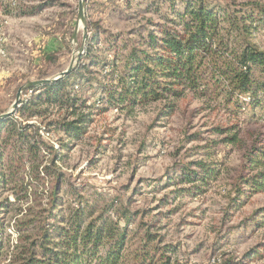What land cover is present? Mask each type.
<instances>
[{"label": "rangeland", "instance_id": "374dc122", "mask_svg": "<svg viewBox=\"0 0 264 264\" xmlns=\"http://www.w3.org/2000/svg\"><path fill=\"white\" fill-rule=\"evenodd\" d=\"M189 1L86 0L85 28L80 0H0V115L12 111L22 86L52 80L72 63L63 92L77 99L75 109L42 102L29 108L37 112L30 117L22 104L35 102L44 89L22 94L9 118L27 129L28 142L39 145L36 162L25 153L27 145L1 132L6 179L0 183V264H12L22 246L38 240L42 226L55 221L50 213L69 217L78 209L88 222L118 213L124 227L132 217L123 264H136L143 252L144 264H166L167 258L169 264H264V192L234 201L248 151L258 142L264 146V107L248 98L238 108L222 97L189 95L168 116L162 102L135 107L111 102L119 92L114 72L131 49L147 48L154 25L173 29L169 21ZM205 1L243 11L253 8L244 4L264 5V0ZM41 4L49 5L39 9ZM254 41L264 50L263 25ZM77 120L84 123L72 135L65 126ZM219 128L227 133L215 132ZM37 168L59 176L55 211L50 204L55 176L39 179ZM211 168L215 174L205 177ZM190 170L198 172L195 183L183 179Z\"/></svg>", "mask_w": 264, "mask_h": 264}, {"label": "trees", "instance_id": "16d2710c", "mask_svg": "<svg viewBox=\"0 0 264 264\" xmlns=\"http://www.w3.org/2000/svg\"><path fill=\"white\" fill-rule=\"evenodd\" d=\"M48 5L38 7L42 9ZM244 5L253 8L245 11L230 10L229 7L219 9L210 7L205 0H190L183 14L177 12V20L169 21L173 29L159 30V26L154 25L148 33L147 48L133 47L121 62V69H117L119 72H114L119 92H115L111 102L115 99L121 105L131 107L162 102L167 107L165 114L168 116L177 102L189 95L207 101L222 97L226 103L238 108H242L240 99L248 98L251 105L264 107V50L254 41L258 26H264V5ZM72 76L70 74L56 83L42 86L44 93L35 102L23 103L21 109L30 112V107L42 105V102L60 106L70 104L75 109L77 99L63 92ZM36 114L34 111L29 113L30 117ZM81 123L84 121H74L65 124V127L69 133L76 135L81 130L77 125ZM16 126L13 118L0 119V137L3 130L9 137L15 136L27 145L25 153L32 161H38L39 145L28 142L26 128ZM215 132L227 133L220 128ZM235 140L236 136L225 141L232 143ZM258 143L246 155L244 174L234 201L238 202L242 196L264 192V146H257ZM38 168L39 179L40 174H44L43 180L45 177L54 178L55 174L49 168H44L42 172ZM207 170L205 177L215 174L212 168ZM197 176L198 172L190 170L183 179L187 183H195L199 180ZM4 178L6 176L0 165V183L4 182ZM58 178H54L57 182L51 195L52 211L60 206ZM114 215L117 216L114 219L101 216L88 222L85 211L80 209L69 217L50 213V219L55 221L42 226L38 240L20 248L19 258L12 264H123L128 250L127 226L132 217L129 216L125 220L126 226L122 227L118 213ZM151 239L152 236L148 235L147 240ZM143 253L137 263L147 261ZM168 261L170 258H167L166 264H169Z\"/></svg>", "mask_w": 264, "mask_h": 264}, {"label": "water", "instance_id": "95a60500", "mask_svg": "<svg viewBox=\"0 0 264 264\" xmlns=\"http://www.w3.org/2000/svg\"><path fill=\"white\" fill-rule=\"evenodd\" d=\"M85 1L86 0H80L79 3V22L82 23V25L86 28V9H85ZM86 38V37H85ZM73 71V63L71 64V66L64 72H62L58 77L50 80H40V81H36V82H30L25 84L24 86H22L17 93L16 96V100L15 103L13 105L12 111L7 113V114H3L0 115V119H5V118H9L11 115H13L15 113V111L17 110V108L20 106L21 104V99H22V94L26 91H29L33 88H38L41 86H46V85H50L53 83H56L58 81H60L61 79H63L64 77H67L68 75H70Z\"/></svg>", "mask_w": 264, "mask_h": 264}]
</instances>
